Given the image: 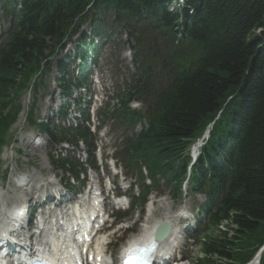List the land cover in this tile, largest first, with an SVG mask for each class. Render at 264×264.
I'll return each instance as SVG.
<instances>
[{"label":"trees","instance_id":"1","mask_svg":"<svg viewBox=\"0 0 264 264\" xmlns=\"http://www.w3.org/2000/svg\"><path fill=\"white\" fill-rule=\"evenodd\" d=\"M182 1L171 12L174 0H0L9 22L0 38V142L15 119L17 92L47 71L83 23L96 36L110 16L134 42L138 73L127 97L147 105V127L126 138L123 158L159 173L176 194L189 144L214 121L191 167V190L206 195L196 264L243 263L264 242V0ZM85 36L76 37L83 48ZM57 70L67 93L74 84L62 60ZM122 105L119 121L132 128L140 116Z\"/></svg>","mask_w":264,"mask_h":264},{"label":"rangeland","instance_id":"2","mask_svg":"<svg viewBox=\"0 0 264 264\" xmlns=\"http://www.w3.org/2000/svg\"><path fill=\"white\" fill-rule=\"evenodd\" d=\"M172 7V6H171ZM89 25H84L83 28L86 29L87 32H89ZM101 35L102 38L101 40L96 38L94 39V41L98 42L99 45V50H98V54H97V58H96V64L92 65L90 62V72L91 73H95V75L97 74L96 72L100 71L104 74V76H108L110 75V80L113 83L112 86H109L112 93L115 94L117 91V87H123L122 82L123 79L127 76V72L128 70H132V64H131V56L129 55V51L127 48V45L125 44L124 41V32L115 29V27H111L110 24L108 23V21L106 20L105 23L101 26ZM109 36V38H108ZM67 49L66 51H62L59 56H62L63 54H68V52H72L75 45L74 42L71 41L68 45L65 46ZM71 68L73 69V71L75 72V67L77 64V60H72L71 59ZM105 71V72H103ZM58 76L57 75V71L55 68V64L54 62L51 64V68L48 71V73L45 75V77L43 78V84L45 85V88H40V90H38L37 92H35V94H33L32 96H28V94L25 92L21 95V102L23 103L24 109L22 111V115L20 117V121L15 125L16 128H22L25 130V132L30 133L31 130H33L32 128H34L33 125H29V123L27 122H23L24 117L26 115L27 109L29 106L32 105V103L34 104V115L36 118H46V117H52L54 112L57 110L58 105L60 104V98L58 95V87L55 84L54 78ZM91 90H95V87L93 86V84H91L90 86ZM74 91V90H73ZM73 96L78 98V93L76 91L73 92ZM105 101V98L102 100ZM111 104V102H110ZM132 106H137L138 103L133 102L131 103ZM75 105L72 102V100L70 99L68 102V112L71 111V113H68L66 115V120H68L69 122L72 121V118L74 117L73 115V109H75ZM66 120L64 121L66 123ZM36 131V130H35ZM121 132V130L119 129L117 134ZM10 133H8L7 135H9ZM115 134V133H114ZM44 137V135H43ZM115 137V135H114ZM41 141V140H40ZM112 141V139L110 140ZM18 144V149H20L19 154L21 157H24V161L22 163H20V167L23 171L31 174V175H35L36 173H44L46 175V173H49L50 171H52L55 176L58 178L63 177L66 178V176H63L64 173L60 170V168H56L55 163H53L52 161V157L51 154L52 149H56L52 146L51 143H47V144H43L42 147H40L38 150L33 151L32 147H29V145L26 144V142L21 143L19 140L17 141ZM64 147H66V144H63ZM120 146V145H119ZM118 146V147H119ZM83 147V146H82ZM71 148V147H70ZM58 149V147H57ZM73 154L70 153V156H72ZM119 162L122 164L123 168L126 169L123 165V163L119 160ZM128 171H125V173ZM127 174V173H126ZM2 175H4V173L0 174V178H2ZM136 173H129L127 174V176H132V178L136 177ZM90 173L88 172L87 175V181L88 179H90ZM138 177V176H137ZM129 178V177H128ZM129 178V179H132ZM133 180V179H132ZM162 183V181H161ZM137 191H134L133 193H137ZM24 195V199L28 198V195H26V193H22ZM10 196H13V198L15 196H18L17 192H12L10 194ZM35 196V195H34ZM154 196V197H153ZM165 197L170 198L168 195L166 196H161L159 198H157V195L155 194V192L151 191L150 194L147 197V200H149V202L151 201L152 204L154 205L155 201L161 200ZM192 197V196H191ZM171 199V198H170ZM181 200V199H180ZM180 200H173L175 202H179ZM197 201V198L192 197V206H195V203ZM11 204V203H9ZM144 212V211H143ZM143 214V213H142ZM141 212L138 213L136 212L129 221V223H132V221L134 222L133 224V228H135V230L141 226V224L143 223V218L144 215L141 217ZM136 222H138L136 224ZM125 223V220H123L122 224ZM210 231V230H209ZM120 237L121 234L123 233L122 230H120ZM125 233V232H124ZM123 233V238L120 239L118 238L117 241H115V235H109V239H113L114 246L113 248H108V253L109 251H111L110 253H112V255L114 254H118V252L120 251V249L124 246L126 240L129 238V236L131 234H124ZM204 235L200 236V238H203ZM197 243V242H196ZM200 244V243H199ZM199 244L197 246H194L192 248L191 251V255L193 257H197L200 256V250H199ZM219 261V260H218ZM221 263V262H220Z\"/></svg>","mask_w":264,"mask_h":264},{"label":"clouds","instance_id":"3","mask_svg":"<svg viewBox=\"0 0 264 264\" xmlns=\"http://www.w3.org/2000/svg\"><path fill=\"white\" fill-rule=\"evenodd\" d=\"M12 135V141L0 149V173H4L3 178H0V208L4 207L10 194L15 190L24 192L33 187H46L52 195L58 196L60 188L54 179L44 173L31 175L20 167L24 157L16 151L17 141L39 143V138L25 132L22 128H14ZM206 139L207 137L205 142ZM192 163H195V157ZM182 191L183 197L178 203L168 197L154 202L152 212L122 247L120 264H124L132 250L141 248L150 250L147 253L148 264H164V261L169 259L172 251L183 238V230L195 222L196 214L187 182ZM198 199L202 198L198 197Z\"/></svg>","mask_w":264,"mask_h":264},{"label":"bare ground","instance_id":"4","mask_svg":"<svg viewBox=\"0 0 264 264\" xmlns=\"http://www.w3.org/2000/svg\"><path fill=\"white\" fill-rule=\"evenodd\" d=\"M193 151L195 152V148ZM85 211L91 212L90 214L87 215V218H89L91 215H93L94 212L97 213L98 209H96V206L95 205L93 206L92 204L88 206L84 205L83 209L79 210L80 213L79 216L83 217L82 219H86L85 216L86 214L85 213L83 214V212ZM151 212L152 210L148 207L146 210L145 219L147 218V215L150 214ZM13 213H14V209L6 208L5 205L3 208H0V228L2 227L4 231H6L5 227L8 224L9 220L13 217L12 216ZM50 232H51L50 227H47L45 232V238H46L45 240L49 241V243L50 241L51 243H53L52 252L57 258V261L64 262L65 264H76L79 259L80 260L83 259L85 254L86 256H88L87 253L88 250L87 248H85V245L87 244V240H84L83 242L80 241L68 242L65 239L51 240ZM95 238L96 240L95 242H93L94 251L92 252V255L95 256L96 258L99 257L101 259L102 256L104 255L102 249L104 247V240L103 237L101 236L98 237L95 236Z\"/></svg>","mask_w":264,"mask_h":264},{"label":"snow or ice","instance_id":"5","mask_svg":"<svg viewBox=\"0 0 264 264\" xmlns=\"http://www.w3.org/2000/svg\"><path fill=\"white\" fill-rule=\"evenodd\" d=\"M0 236H3V231L0 230ZM148 249H134L132 250L128 257L125 259L124 264H148ZM100 258L97 257V260Z\"/></svg>","mask_w":264,"mask_h":264}]
</instances>
